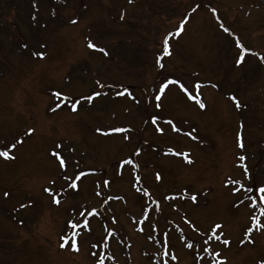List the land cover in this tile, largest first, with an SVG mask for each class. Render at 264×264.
I'll use <instances>...</instances> for the list:
<instances>
[{"label": "rangeland", "instance_id": "obj_1", "mask_svg": "<svg viewBox=\"0 0 264 264\" xmlns=\"http://www.w3.org/2000/svg\"><path fill=\"white\" fill-rule=\"evenodd\" d=\"M261 57L264 0H0V264H264Z\"/></svg>", "mask_w": 264, "mask_h": 264}, {"label": "snow or ice", "instance_id": "obj_2", "mask_svg": "<svg viewBox=\"0 0 264 264\" xmlns=\"http://www.w3.org/2000/svg\"><path fill=\"white\" fill-rule=\"evenodd\" d=\"M129 2H131V0H129ZM197 7H199V5H197ZM195 10H196V9L193 8V12H194ZM212 11L215 13V12H216V9H212ZM185 22H186V21L181 22L180 27L178 28V30H177L175 33H169L168 36L165 37L163 43H164V52H165L166 55H171L170 44H169V38L172 37V36H179L180 33L183 31V24H184ZM73 23H75V21H73ZM224 30H225V31H229V29H227V28H225ZM88 46H89V48H92V49H98V46H97L96 44L92 43L91 40H89V44H88ZM239 46L243 49V51H244L245 53L250 51L249 49L244 48L243 44H240ZM98 50L101 51V52H104V49H103V48H99ZM37 55H39V56L42 57V56H43V53H37ZM261 59H264V57H261ZM243 60H244V56L241 55L240 58H239V60H238L237 62H238V63H241V62H243ZM161 67H163L162 64H161ZM170 84H178L179 87H180L185 93H187V94L189 95V98H191V99H197V97H193L192 94L188 92V89H187L186 87H184V85H183L182 83H180L179 81H177V80H169V81H167L164 85H162V87H161V89H160L161 94H163L164 89H166ZM201 86H202V85H200L199 83H197V84L194 85V87H195L197 90H198ZM118 94H122V93H118ZM95 95L98 96V95H100V93L97 92V93H95ZM56 96H57V97H61V98H63L64 100H67V99H68V97H64V96H62V93H60V92H57V93H56ZM160 98H161L160 95L156 96V100H157V101H159ZM87 99H88L89 101H91V100L93 99V97H92V96H89V97H87ZM232 99H233L234 101H236V106L239 107L240 104H239V101L236 100V97L233 96ZM78 103H79V101H77V102H73V103H72V110H73V111H75V110L77 109V105H78ZM57 107H59V105H57ZM156 107L159 108V107H160V104L157 103ZM199 107H200V108H205V104L201 101V102L199 103ZM157 119H158V117H155V116L152 117V122L155 124ZM167 123L170 124V125H172V121H167ZM157 130L160 131V132H163V129H161V128H158ZM173 130H174V131H177V132L180 131V129L176 128L175 125H173ZM28 131L31 132V131H33V130L30 129V130H28ZM115 131H124V129H115ZM189 135H191V133H189ZM18 143H22V140H21V141H18ZM240 146L243 147L242 144H241ZM15 147H16V143H13V144H11V145H7V146H5V147H3V148H0V157H3V158H5V159H14V157H13L12 155H10V152H11V150L14 149ZM58 147H60V146H58ZM53 154L56 155L57 157L60 156V154H59L58 152H54ZM175 154H176V155H182V156H184V158H185L189 163H191V160L188 159V156H187L186 153H175ZM59 162H60L61 166H64V165H65V161H64L63 158H60V159H59ZM126 163H129V164H130V163H132V161H131V160H128V161H126ZM81 175H83V173H81ZM156 178H157V179H160V176H159L158 173L156 174ZM76 179H79V177H77ZM137 179H139V177H137ZM105 183L107 184L108 182L105 181ZM70 187H72V188H76L77 185H76V183L73 181V182L71 183ZM45 191H51V189H45ZM237 191H239V189H237ZM249 191H250V190H249ZM259 192H260V193H264V187L260 188V189H259ZM4 195H5V196H8L9 193L5 192ZM191 199H192L193 201H195V200H196V197H195V196H192ZM261 199L264 200V196H262ZM54 202H55L56 204H59V203H60V200H59V199H55ZM21 207H26V205H21ZM261 211L264 212V208H262ZM94 213H95V210H93V212H92V213H89V214L91 215V214H94ZM80 215H84V213H81ZM252 219H253V221H254V223H255V225H256L257 228L264 227V225H261V224H260L259 219H258L257 217L254 216V217H252ZM70 223H72V222H70ZM83 226H84V227H88V221H87V220H84V222H83ZM76 227H79V225H77L76 223H72V228L75 229ZM215 228H216V229H219V228H221V225L217 224V225L215 226ZM251 231H252V229H249V230H248L249 233H250ZM211 238L219 239L220 237L216 236L215 231H214V232H213V235H212V237H210V239H211ZM223 243H224L225 245H228V244L230 243V241H228V240H224ZM187 246H188L189 248L193 247L192 244H188ZM61 247H64V244H62ZM71 247H73V248H74L75 250H77V251L79 250L78 247L76 246V244H74V243L71 245ZM173 259H175V257H173ZM100 264H103V262L101 261Z\"/></svg>", "mask_w": 264, "mask_h": 264}, {"label": "trees", "instance_id": "obj_3", "mask_svg": "<svg viewBox=\"0 0 264 264\" xmlns=\"http://www.w3.org/2000/svg\"><path fill=\"white\" fill-rule=\"evenodd\" d=\"M9 5V4H8Z\"/></svg>", "mask_w": 264, "mask_h": 264}]
</instances>
